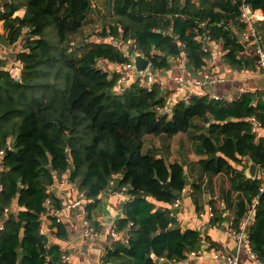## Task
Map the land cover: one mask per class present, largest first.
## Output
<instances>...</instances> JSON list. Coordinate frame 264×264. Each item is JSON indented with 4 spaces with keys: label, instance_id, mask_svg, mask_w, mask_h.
<instances>
[{
    "label": "trees",
    "instance_id": "1",
    "mask_svg": "<svg viewBox=\"0 0 264 264\" xmlns=\"http://www.w3.org/2000/svg\"><path fill=\"white\" fill-rule=\"evenodd\" d=\"M103 1L114 24L99 33L109 40L92 44L83 32L94 0H0V22L11 44H20L11 68L0 58V150L5 151L0 264H67L61 245L41 233L42 216L51 208H63L50 188L64 174L91 199L85 215L98 230L94 211L100 196L111 181L113 192L128 187L124 216L114 223L127 242L116 241L105 262L159 264L165 258L173 263L199 251L200 232L178 227L172 213L186 187L185 166L157 157L146 143L148 137H159L168 146L180 133L189 136L197 154L206 155L198 165L203 173L212 177L233 172L230 188L223 192L226 209L234 210L233 228H239L258 199L249 234L253 250L264 261L262 173L250 178L236 166L250 158L264 168V135L257 138L252 120L264 127L263 92H244L232 101L209 93L189 94L162 111L171 90L159 81L143 84L137 77L120 83L121 74H111L102 64L130 61L115 43L117 38L126 44L132 40L134 50L156 70L169 69L171 58L185 55L198 71L211 56L204 50L202 37H207L223 43L224 61L233 69H255L257 55H243L250 44L242 38L246 24L241 6L247 3L264 15V0ZM22 7L24 17H15ZM257 28L264 42V17ZM8 146L12 150L6 152ZM169 180L168 190L164 185ZM237 191L244 197L235 198ZM213 208V222H218L224 210ZM51 217L56 235L66 238V225Z\"/></svg>",
    "mask_w": 264,
    "mask_h": 264
},
{
    "label": "crops",
    "instance_id": "2",
    "mask_svg": "<svg viewBox=\"0 0 264 264\" xmlns=\"http://www.w3.org/2000/svg\"><path fill=\"white\" fill-rule=\"evenodd\" d=\"M93 5V10L88 17L86 25L84 26V38H88L87 40L92 44L94 42L109 40V37L107 36L103 38L99 34H93L92 31L89 32L88 28H91L93 24L96 26L98 23H102L103 25L101 29L103 31L105 29L104 24L107 28H109L110 25L114 24L115 20L114 17L110 15V10L108 9L106 2L103 0H94ZM25 12L26 8L22 7L15 11L14 16L22 18L24 17ZM263 17V11L261 9H256V26H258L259 21ZM94 30L97 31L99 29ZM0 33L3 34V37L8 39V31L5 29L3 21L0 22ZM112 37L114 36L110 35V38ZM242 38L245 39V42L247 41L245 34ZM202 40L204 43V50L210 52L211 54L210 58L206 60L207 62L203 69L198 71L192 70L187 57L183 55V57L179 59L171 58V66L169 69L157 70L156 72L157 81H161L163 86L172 92L176 91L177 95L174 100L178 98H185L192 91L191 86L182 87V85L176 80L177 76L199 79L208 73L217 78H222L224 79L223 81L207 85L205 90L211 97L219 95L229 101L238 98L241 93L243 94L244 92L261 91L263 79L255 69H233L224 61L223 56L225 54V50L223 49L222 42L212 40L207 37H202ZM115 43L118 44L124 56L129 57V52L127 51V47L129 45L124 43L123 40H119L117 38ZM249 46L250 47L244 51L243 55L248 53L256 54L254 48L251 47V45ZM19 47L20 44L7 47L5 44L0 42V58L4 60L7 68L16 64L15 53L16 49L19 50ZM102 64L112 74L114 72L120 73L125 63H112L104 61ZM131 78L132 77H130L129 80ZM256 100L257 98H254V102H256ZM261 135L262 134H258L257 138ZM146 143L149 148H153L154 151L158 153L157 157L164 156L171 163L179 162L185 166L187 183L183 193L179 196L181 203L175 208V212L173 214L178 220V227L182 229H195L200 232L202 237L201 251L216 249L227 254H239L240 264H259L255 258H253L245 249L241 247L239 241L232 234H230V230L233 229L234 210L226 209L227 205L226 201L223 199V192L228 190L226 188H230V183H228V181L233 177V172L224 171L223 173L212 177L203 173L199 169L198 165L199 160L206 157V155H199L196 152H191L189 150L191 139L185 133L176 135L168 146L162 143L158 138H150L146 141ZM4 155L0 154V174L5 169V167L3 168ZM249 160L251 159L247 158V160H243L241 165L235 164L237 168H243L246 175V171L249 167ZM261 173L262 175L264 174V169H260L258 167L257 175L259 176ZM58 179V182L53 185L51 190L62 202L63 208L59 211V221L66 225L68 233L67 237L64 239L59 238L56 235L58 228L53 226L51 217L53 210L55 209H49V212H47L43 218V228L44 232H46L50 237V243L60 244L61 247L71 255L72 264H110L104 261L106 252L116 241L127 242V238L120 232L119 236L113 237L111 234V224L102 222L99 219L103 215V198L106 197L107 202L113 207L114 212L121 210L126 199L118 197L113 191L110 193H103L100 196V207L94 211V214L97 215L96 218L100 222L101 226L99 233L95 238L86 239L82 236L84 220L86 219L85 204H80L73 208L68 207V204L76 200L79 195L77 185L70 182L68 174H64V176ZM224 179H226L225 183L223 182ZM196 187L197 192H195ZM110 188H112V186ZM240 194L242 198L244 197V193L242 191H237L235 193V198ZM194 198L198 199V205L195 203ZM151 200L154 201V199ZM157 204L161 205L160 203ZM217 205H219L224 211L221 214L222 219L218 222H213L216 216L214 215L213 218H210L209 210L211 207L214 210L213 207ZM165 206L168 205L165 204ZM13 208L16 209L17 204H14ZM3 222L4 220H0V223ZM161 259L159 264H192L194 261L202 264H227L224 261L216 260L210 257L194 259L190 254L187 259L175 261L173 263L167 261L166 259H162L161 261Z\"/></svg>",
    "mask_w": 264,
    "mask_h": 264
},
{
    "label": "built area",
    "instance_id": "3",
    "mask_svg": "<svg viewBox=\"0 0 264 264\" xmlns=\"http://www.w3.org/2000/svg\"><path fill=\"white\" fill-rule=\"evenodd\" d=\"M0 10L4 11V6L0 5ZM240 18L245 22L246 24V32H245V37L251 47L254 48L256 54H257V61H256V68L255 70L258 72V74L262 77L263 79V86L261 91L263 92V98H264V43L262 41V37L259 35L258 28L256 26L257 23H255V10L252 9V7L247 4L243 3L241 6V15ZM112 39H114L112 37ZM132 40L128 41V45L132 47ZM185 56V55H184ZM121 78L119 79L120 83H126L130 77H137L138 79L141 80L143 84H152L155 81H157V74L156 72L152 71L151 69H148L145 74L141 75H135L134 74V69L133 65L131 63V60L123 65L122 71L120 72ZM176 80L184 86H191L192 91L190 94H196L203 96L207 94L208 92L205 90L207 85H210L212 83L218 82V81H223L224 79L222 78H217L215 76H212L211 74L206 73L202 78L199 79H193L191 77H184V76H177ZM162 85L163 83L159 81ZM177 95L176 91L171 92L170 96L168 97L167 104L166 106L162 109L164 111L170 110L171 108V103L173 102L175 96ZM242 95V93H241ZM240 95V96H241ZM216 99H222L221 96L216 95L214 96ZM252 120L254 121V126H253V132H255L257 135L258 134H263L264 135V127L257 122L255 118L252 117ZM1 155L5 154L4 150H1L0 152ZM4 168V166H3ZM264 169V168H263ZM64 176V175H63ZM263 178V183L261 187V191H264V174L262 175ZM65 180V178L63 177ZM115 184L114 181H111V186ZM53 187V186H52ZM50 188V190L52 189ZM2 184H1V191H2ZM128 190V187L124 186L120 190H115V194L120 197V198H130V195L126 192ZM0 191V192H1ZM91 199H88L84 193L79 192L78 197L76 200L72 201L71 203L68 204L69 208L76 207L80 204H85L90 202ZM181 203L180 197L176 199L174 205H173V214L175 212V208L178 207V205ZM47 204L50 205V201L47 202ZM258 204V199H255L252 203L251 210L250 212L244 217L243 221L241 222L239 228H233L230 230V234H232L240 243L241 247L245 249L259 264H264V261L260 260L256 254V252L253 250L252 245L250 243V234H249V227L250 224L252 223V214L255 211L254 209L256 208ZM59 211L60 210H53L52 216H55L59 220ZM45 214L42 216V226H41V233L44 232L43 228V218ZM209 217L213 218L214 217V211L212 207L209 210ZM111 234L113 237L119 236V232L116 230V227L114 224H111ZM4 229V224L0 223V230ZM99 233V230L95 228V226L91 223L89 219L84 220V227H83V232L82 236L86 239H92L95 238ZM63 253V261L66 262L67 264H72V258L71 255L64 250ZM192 258L194 259H202L204 257H210L216 260H221L226 262L227 264H240V257L239 254H227L223 253L219 250L216 249H209L207 251H197V252H192L190 254ZM165 259V258H162ZM161 259V261H162Z\"/></svg>",
    "mask_w": 264,
    "mask_h": 264
},
{
    "label": "water",
    "instance_id": "4",
    "mask_svg": "<svg viewBox=\"0 0 264 264\" xmlns=\"http://www.w3.org/2000/svg\"><path fill=\"white\" fill-rule=\"evenodd\" d=\"M3 44H5L7 47H10L12 44L10 42L9 39L2 37L1 41ZM127 51L129 52V57L131 60V63L133 65V69H134V74L135 75H141V74H145L147 72L148 69H151L154 72H157V70L153 67H151V62L150 60L141 52L134 50L133 47L128 46L127 47ZM189 65V64H188ZM15 78H20L21 75L19 72H16L14 74ZM164 111V110H162ZM12 150L11 146H8L6 148V152H9ZM49 168H52V165L48 166ZM248 177L250 178H256L257 177V173H258V165L256 164V162H254L253 160H249V167L246 171ZM58 178H56L55 183L58 182L57 180ZM165 189H171L172 185H171V181L169 180L168 182L165 183ZM113 189L109 188L106 192L110 193L112 192ZM103 215L101 216V218H99L102 222H106V223H110V224H114L116 223V221H118L119 219L123 218L124 216V207L122 206L121 210L114 212L113 207L107 202L106 197L103 198ZM125 203V202H124ZM255 217V211L252 214V218ZM19 264H22L21 262Z\"/></svg>",
    "mask_w": 264,
    "mask_h": 264
},
{
    "label": "rangeland",
    "instance_id": "5",
    "mask_svg": "<svg viewBox=\"0 0 264 264\" xmlns=\"http://www.w3.org/2000/svg\"><path fill=\"white\" fill-rule=\"evenodd\" d=\"M107 16H108V14H107ZM102 23H98V25H96L95 26V24H93V26H91V28H88V30H89V32L90 31H92L93 32V34L95 33V34H99L100 32H102ZM104 26H105V24H104ZM94 29H99V30H94ZM85 30V29H84ZM84 33V32H83ZM149 139L150 138H154V137H148ZM156 138H158V139H160L159 137H156ZM161 140V139H160ZM150 145V144H149ZM189 150L191 151V152H195V150H194V147L192 146V144H190V147H189Z\"/></svg>",
    "mask_w": 264,
    "mask_h": 264
}]
</instances>
